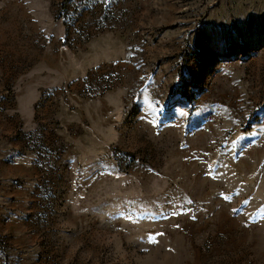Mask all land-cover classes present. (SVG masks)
Instances as JSON below:
<instances>
[{
  "label": "rangeland",
  "instance_id": "obj_1",
  "mask_svg": "<svg viewBox=\"0 0 264 264\" xmlns=\"http://www.w3.org/2000/svg\"><path fill=\"white\" fill-rule=\"evenodd\" d=\"M0 264H264V0H0Z\"/></svg>",
  "mask_w": 264,
  "mask_h": 264
}]
</instances>
